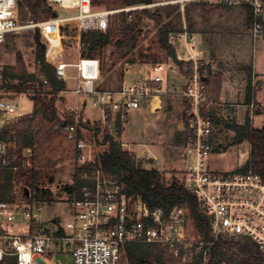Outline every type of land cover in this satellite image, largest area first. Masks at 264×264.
Masks as SVG:
<instances>
[{"label":"built area","instance_id":"1","mask_svg":"<svg viewBox=\"0 0 264 264\" xmlns=\"http://www.w3.org/2000/svg\"><path fill=\"white\" fill-rule=\"evenodd\" d=\"M94 0H46L54 10L72 11L58 23L75 22L78 35L82 31L106 32L114 13H129L130 9L97 10ZM202 2L220 7L249 6L253 16L264 21V0H177ZM17 0H0V44L8 34L25 26L19 23ZM49 22V21H47ZM42 23L34 26L42 27ZM262 24L255 21L253 31ZM64 38V37H63ZM168 43L175 47L172 71L166 64L137 66L140 77L124 80L117 90L99 86L100 60L81 58L73 64L58 62L51 56L55 75L67 79L66 68L76 71L77 87L73 93L81 98L80 107L71 121L60 117L56 129L63 135L75 154L78 170L77 190L73 193L70 229L45 226L41 220V202L17 207L12 202H0V264H62L59 256H70V264H122L126 260L128 243L156 244L165 248L177 264H209L213 244L219 239H242L253 243L264 256V180L252 169L241 172L217 173L210 169L214 150L215 120L225 107L212 100L206 78L212 73L206 67L196 35L187 31L173 33ZM177 44L179 46H177ZM40 62L35 67L39 69ZM179 74L173 81L170 73ZM37 73V72H36ZM35 73V74H36ZM47 86V80L36 74ZM2 81L0 68V84ZM164 97L177 105L181 158L184 162L180 182L197 202L198 210L209 222V236L204 239L195 229L184 207L151 208L140 197L128 196L117 175L105 173L95 165L90 142L93 122L78 112L87 105L98 113V136L110 125L123 124L131 110L139 109L151 98ZM21 117L13 98L0 95V131L8 122ZM90 121V120H89ZM112 134V133H111ZM33 150L17 149L14 137L0 139V171L13 173L30 169ZM55 224L56 220L49 221ZM21 225L17 230L4 225Z\"/></svg>","mask_w":264,"mask_h":264},{"label":"rangeland","instance_id":"2","mask_svg":"<svg viewBox=\"0 0 264 264\" xmlns=\"http://www.w3.org/2000/svg\"><path fill=\"white\" fill-rule=\"evenodd\" d=\"M17 1L20 3L17 9L19 23L25 27L13 34H8L5 41L0 44L1 74L6 67L15 70L22 67L28 74L37 72L34 41L36 30L40 34L41 42L45 44V58L48 62H51L53 55L58 56L59 60L62 59L64 63H75L81 51L77 24L75 22L55 24L56 21H51L71 16L73 12L58 11L51 8L56 13L54 17L36 20L27 7L26 1ZM29 1L34 2L36 0ZM122 1L95 0V8L108 11L130 9L129 13H114L110 17L109 25H115L116 17L120 14H125L127 22H129L133 19V12L136 11L147 10L149 15L160 13L165 15L167 9L171 10L172 13L166 21L172 20L176 28L169 34V37L173 33L183 31L196 35L206 67L212 71V74H221V71H226L227 79L231 78L232 80L234 98L229 103L226 102L225 107L218 111L220 121L230 122L233 120L237 124H243L248 116L253 128L260 129L264 126V26L262 25L260 31L255 33L253 31L254 24L252 26L247 24V10L244 6L220 7L202 2H175L177 0H132L136 3L127 6ZM186 11L189 13V22ZM149 15L139 16L132 33L126 36L121 33H114L112 43L104 49L102 58L95 57L100 60L101 64L99 80L101 89L117 90L124 80L129 82L140 77L137 66L145 68L144 65L146 64L160 63L166 64L171 71L175 69L173 67L175 60L160 49L156 34L157 27ZM40 23H42V27L34 26ZM170 46L175 53V47ZM177 46L179 45L177 44ZM131 60H134L135 63L130 64ZM248 72L251 73L254 90L253 102L249 105L245 103ZM169 76L173 81L180 78L179 74L175 72L170 73ZM17 84L16 81H7L4 85L6 89L0 88V95L16 99L19 113L27 115L33 106L30 100L33 93L31 90L32 83L25 85L24 93L15 92ZM43 89V92L47 91V89ZM208 92L211 99L215 100L209 88ZM56 99L58 98L56 97ZM159 99L165 100L166 110L161 117H158L157 124H163L166 121V131L170 134V138L169 140H158L162 152L156 160L149 155L142 154L146 149L139 146L144 140L136 138L139 135L136 132V127L131 126L123 134L125 127L122 126L119 137H113L120 142L123 150L136 157L139 166L158 168V171L165 168L164 171L159 172L162 174L165 183H170L172 179L178 181L181 179L179 153L182 140L179 133L180 116L176 107L177 105L183 106L180 101L172 105L164 97ZM75 104V99L71 97H62L60 101L55 100V108L59 116L74 115ZM78 113L84 117L81 112ZM88 122H93L94 126L97 127V122L93 120ZM221 122L216 125L214 150L209 159V166L214 172L227 173L238 170L246 164L249 159L250 146L246 140L234 144L235 133L226 129ZM128 123L129 121L126 128L129 127ZM40 126L43 127L36 132L35 143L32 148L33 153L30 157L31 166L35 168L36 172L35 187L31 190L24 183V179L18 177L12 203L22 208L35 202H41L40 217L43 224L69 230L72 216L70 203L73 193L77 190H72L78 176L75 154L59 131L57 133L52 132V124L43 123L39 124L38 127L40 128ZM57 126L55 125V127ZM103 140V134L98 136L91 131L90 142L95 158L107 148ZM42 191H46V193L42 199H38ZM52 219L56 220L54 225L49 223ZM20 227L19 224L3 226L4 229L22 232L23 229H18ZM190 227L192 228L190 233L195 232L192 221ZM154 249H157L156 256L150 258L151 264H177L168 251L159 245L128 243L125 246L126 254L132 256L147 255ZM58 259L62 264H70L71 262L70 256H59ZM122 264H133V262L126 257Z\"/></svg>","mask_w":264,"mask_h":264},{"label":"trees","instance_id":"3","mask_svg":"<svg viewBox=\"0 0 264 264\" xmlns=\"http://www.w3.org/2000/svg\"><path fill=\"white\" fill-rule=\"evenodd\" d=\"M27 7L30 9L36 20H44L54 17L56 13L46 5V0H36L30 2L25 0ZM124 5H133L136 2L132 0H123ZM149 3V2H147ZM18 6L20 3L17 1ZM95 5V0L93 1ZM201 5V4H198ZM247 10V24L252 26L255 21L260 22L264 26V21L253 16L252 9L245 6ZM171 10L165 12V15L152 14L149 15L147 10L133 12V19L127 22V16L120 14L115 25L110 24L106 32L99 31H82L80 33L81 58H102L104 49L112 43L114 33H121L124 36L135 30L137 20L140 15L148 16L154 21L157 27V41L160 49L167 56L175 59L173 48L168 44L169 34L175 30V24L172 20L166 21L171 15ZM187 21L189 22V13L186 11ZM35 41V58L40 62V67L36 74H41L48 82L47 86L37 78L36 74H28L22 67L17 70L6 67L2 72L1 89L7 81H16L15 92L24 93L25 85L32 83V94L30 100L33 103L32 111L23 115L17 120L8 122L0 131V139L7 140L14 137L18 150L24 148H33L39 124H52V132L57 133L55 125L60 124V117L55 108V100L59 91L64 89V82L57 79L54 67L45 60L46 47L40 40V34L36 30ZM124 56V55H123ZM135 61L131 60L130 64ZM212 74V73H211ZM206 78L207 87L212 91L215 100H218L220 93L221 74L213 73ZM46 92H43L44 89ZM254 90L251 81V73L248 72L247 84L245 90V103L247 105L253 102ZM50 96V98H47ZM65 117L66 122L71 121V116ZM221 121L219 118L215 120L216 125ZM226 129L235 133L234 144L247 141L250 146L249 159L246 164L233 172H241L247 168H252L264 180V126L260 129L253 128L247 116L243 124H237L235 121H222ZM92 129V130H91ZM117 137H119L122 124L118 121L114 124ZM94 135L99 133V127L89 128ZM12 135V136H11ZM15 135V136H14ZM103 142L107 145L106 150L100 153L95 159V165L112 175H117L124 185L125 193L128 196L140 197L142 201L151 208H164L170 210L174 207H184L188 210L193 225L201 237L207 239L209 236V222L197 207L195 197L184 189L180 181L172 179L170 183H165L162 174L155 168H143L137 164L134 155L121 148L120 142L111 134L108 129L103 132ZM17 137V138H16ZM28 172V175L26 173ZM78 175V170H77ZM35 168L31 167L27 171L13 173L7 170L0 171V202H13L14 189L16 179H24V183L32 190L35 187ZM78 176L72 190L79 187ZM46 191H42L38 199H42ZM40 201V200H37ZM157 249L150 251L147 255L132 256L126 254L128 260L133 264L150 263V258L156 256ZM209 264H264V256L258 248L251 242L242 239H219L211 247L209 254Z\"/></svg>","mask_w":264,"mask_h":264},{"label":"crops","instance_id":"4","mask_svg":"<svg viewBox=\"0 0 264 264\" xmlns=\"http://www.w3.org/2000/svg\"><path fill=\"white\" fill-rule=\"evenodd\" d=\"M80 57V56H79ZM78 57V58H79ZM57 61L59 60V57L57 56ZM73 64V63H71ZM66 74L67 79L64 80V89L59 91L57 94V101H60L62 97L65 98H73L76 101L75 107H80V101L81 98L77 97L73 90L77 87V80L75 79L76 71L73 67H67L66 68ZM226 71H221V83H220V93L218 100L225 104L226 102H230L233 100V90H232V84H231V78L226 77ZM60 80L59 78H57ZM62 81V80H60ZM16 100V99H15ZM33 105V103H32ZM75 108V109H76ZM33 109V106H32ZM166 110V102L165 100L159 99V98H151L143 105L137 109V110H131L127 116L125 122L122 124L125 134L129 128L136 127V132L139 134L136 136V138L143 139L144 142L139 144L140 147H144L146 151L142 152L143 155H149L154 160L157 159V157L161 154L162 150L160 148L161 145H159L158 140L159 139H167L169 140L170 134L166 131V121L162 124H157L158 117H161L165 113ZM32 111V110H31ZM95 112V116L94 115ZM81 114H83L84 118L88 121H95L98 120V113L91 109L88 105L81 110ZM93 114V115H92ZM23 116V115H21ZM161 119V118H160ZM129 121V127L126 128V124ZM56 129V127H55ZM133 138V137H132ZM134 139V138H133ZM182 150H180L179 158H181ZM141 154V155H142ZM182 159V158H181ZM180 159V166L181 170L183 168V160ZM166 162V161H165ZM158 169V168H157ZM165 168L159 169V171H164Z\"/></svg>","mask_w":264,"mask_h":264},{"label":"water","instance_id":"5","mask_svg":"<svg viewBox=\"0 0 264 264\" xmlns=\"http://www.w3.org/2000/svg\"><path fill=\"white\" fill-rule=\"evenodd\" d=\"M110 129H111V133H112V135H113V136H117L116 131H115L113 125H110ZM139 264H147V263H139Z\"/></svg>","mask_w":264,"mask_h":264}]
</instances>
